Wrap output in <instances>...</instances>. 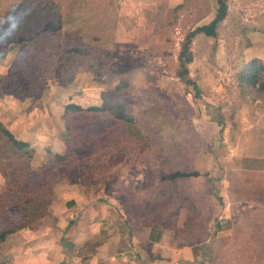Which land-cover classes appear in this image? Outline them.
I'll use <instances>...</instances> for the list:
<instances>
[{
    "label": "rangeland",
    "instance_id": "374dc122",
    "mask_svg": "<svg viewBox=\"0 0 264 264\" xmlns=\"http://www.w3.org/2000/svg\"><path fill=\"white\" fill-rule=\"evenodd\" d=\"M21 1L0 0V123L28 145L18 153L33 157L30 169L18 174V153L0 138V169L15 175L6 178L0 170V195L19 179L30 189L55 182L43 216L0 242V264H22L33 250L50 257L40 264H89L88 255L102 242L112 263L124 264L129 224L140 235L154 226L168 246L152 253L150 243H141L147 255L137 264H264V202L250 196L246 211H226L211 149L212 136L221 139L217 127L232 120L242 100H255L264 83L262 70L249 99L237 85L238 73L252 61L264 67V0H225L216 37H194L189 77L198 91L176 77L177 56L185 34L214 17L216 0H32L41 9L35 19L23 17ZM70 46L82 53L68 54ZM112 100L135 104L131 113L145 133L153 120L170 133L175 122L182 128L184 120L192 122L210 146L208 176L178 185L202 209L170 206L173 183L155 154L110 113L85 110ZM70 103L82 111L71 112ZM148 136L157 142L155 134ZM19 206L0 210V231L20 221ZM76 225L80 232L69 248Z\"/></svg>",
    "mask_w": 264,
    "mask_h": 264
},
{
    "label": "trees",
    "instance_id": "16d2710c",
    "mask_svg": "<svg viewBox=\"0 0 264 264\" xmlns=\"http://www.w3.org/2000/svg\"><path fill=\"white\" fill-rule=\"evenodd\" d=\"M32 0H22L20 2V6L24 8L25 14L23 17H28L31 19H35L38 13H34L36 10H41L40 7L33 5ZM217 10L214 17L206 24L199 25L195 27L193 30L189 31L185 34L181 44L180 50L177 56V68L175 70V75L178 77L185 85H191L198 91V86L194 81L189 77V65L193 61V52H192V41L194 37L198 34H203L207 37L215 38L217 33V27L222 21L225 11H226V2L225 0H216ZM38 17V16H37ZM28 23V22H27ZM26 22H23L25 28H31L28 26ZM68 54H78L82 53L81 48L77 47H68L66 50ZM104 67V65H102ZM112 68H115L113 66ZM264 71V67L261 66L257 61H252L248 66L244 68L241 72L238 73L237 76V85L241 90L244 91L246 97L249 99L250 92L252 88L257 84V80L260 76V71ZM261 93H264V83H261L256 90V93H253L255 97L258 95L262 96ZM254 97L257 101L261 98ZM251 100V99H250ZM252 101V100H251ZM261 101V100H260ZM262 102V101H261ZM150 108L149 112L155 111L157 106L151 105V102H148ZM134 107L136 105H132L129 107L125 102L121 100H112L108 101L103 107L91 106L86 108V111L97 113L100 111H106L111 114L113 119L119 124H123L127 127L129 132V136L136 138L142 144V148L147 152L150 151L151 155L155 154V160L161 165L164 172H166L170 181L173 183L172 191L174 193V201L169 205H177L181 207H186L187 211H197L202 209L200 206V200L195 202L193 196L188 192L183 191L181 185H178L179 181L182 180H194L200 179L208 176V170L206 169V156L205 152L210 150V146L206 143L205 139L200 135L195 127L192 125L191 121L184 120L183 123L185 126L182 128L177 122H175L172 126L174 128L173 132H167L162 127L154 124V120L151 121L153 126L149 127L150 130L145 133V130H142L141 123L139 117L134 116L131 112L134 111ZM67 108L71 112L82 111V108L76 104H68ZM157 122V121H156ZM156 127V130L154 128ZM170 133V134H169ZM185 133V134H184ZM148 134H155L157 137V142L154 144L151 142ZM180 134H184L181 136ZM0 138L4 140V147L9 148L12 152H19L20 149L27 147L26 143H19L14 134L6 129L0 123ZM180 138H183L179 141ZM155 148V149H153ZM201 150L203 152V156H197L196 151ZM27 152V151H26ZM33 157L32 152H28L27 154H19L17 159L20 162H17L16 170L18 174H22L23 171H27L30 169V161ZM55 158L61 160L62 157L58 154H55ZM5 160V159H4ZM9 168V167H8ZM7 168V169H8ZM3 176L12 179H15L14 170L10 171L9 175H7L6 171L2 168ZM208 180V179H206ZM17 182V187H11L12 183L7 184L6 192L0 195V210L8 207L12 202H18L21 204L19 212L20 221L13 227L2 229L0 231V242L5 241L8 234L15 232L18 229H24L29 227V223L33 222L34 219L40 218L43 216V212H45L46 200L48 192L50 190L51 185L55 182V179L50 182L38 183L35 187L24 188L21 185L20 179ZM209 181V180H208ZM12 182V181H11ZM13 189L17 191L14 194ZM192 200V201H191ZM45 201V202H44ZM186 222L184 223V228L186 230ZM155 227L150 228L149 234V242L150 245L154 242H159L161 236L159 233L155 232ZM176 235L180 231L179 228L173 229Z\"/></svg>",
    "mask_w": 264,
    "mask_h": 264
},
{
    "label": "crops",
    "instance_id": "0c3cea01",
    "mask_svg": "<svg viewBox=\"0 0 264 264\" xmlns=\"http://www.w3.org/2000/svg\"><path fill=\"white\" fill-rule=\"evenodd\" d=\"M260 56L264 64V56ZM234 109L235 111L233 110L231 113L232 120L225 119V124L217 127L218 130L215 131L217 135L219 134L221 136V139L215 136L211 138L213 156L217 158V165L221 168V194L227 202L225 210L227 211L229 209L232 212L238 209L240 211H246L250 196L255 197L256 202L261 200L264 202V102H260V100L255 102L242 100L241 108ZM238 112H242V120L239 118ZM223 162H230L231 165L223 168ZM78 225H76L78 230L75 231L76 228L73 227L69 231L70 235L73 234L69 239L71 242L68 243L69 248L76 244V236L80 232V226ZM129 225L131 231L129 232V236L123 241L125 242L127 250L120 253L123 256L120 259L125 260L124 264L126 262L127 264H137L136 260L140 262L145 261L147 254L145 255L142 252L141 243H150V227L145 229V235H140V233L135 232V224ZM164 235L165 233L162 234V239ZM102 244L103 242L101 243V247L95 248L93 254L88 255L90 260L89 264H110V262L114 264L112 263L113 257L110 255V250L107 247L103 248ZM154 246L155 250L153 249ZM157 246L164 249L168 248L160 240L158 243H152L150 252L154 253L158 248ZM42 258L50 259L45 253L36 252L35 250L31 252L27 251L22 256V264H36L35 260L39 261L38 264H40ZM53 258H55V255Z\"/></svg>",
    "mask_w": 264,
    "mask_h": 264
}]
</instances>
